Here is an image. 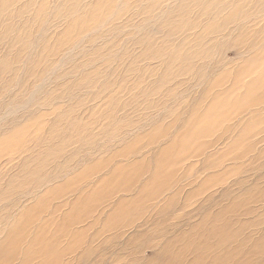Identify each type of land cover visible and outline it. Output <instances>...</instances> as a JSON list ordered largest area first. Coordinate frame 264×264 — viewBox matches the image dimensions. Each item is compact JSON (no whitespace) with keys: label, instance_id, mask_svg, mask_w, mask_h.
Here are the masks:
<instances>
[{"label":"rangeland","instance_id":"1","mask_svg":"<svg viewBox=\"0 0 264 264\" xmlns=\"http://www.w3.org/2000/svg\"><path fill=\"white\" fill-rule=\"evenodd\" d=\"M0 201V264H264V0H0Z\"/></svg>","mask_w":264,"mask_h":264},{"label":"bare ground","instance_id":"2","mask_svg":"<svg viewBox=\"0 0 264 264\" xmlns=\"http://www.w3.org/2000/svg\"><path fill=\"white\" fill-rule=\"evenodd\" d=\"M245 1V0H244ZM260 6V4H258ZM223 8V7H222ZM228 6L226 7V9ZM224 9V10H226ZM237 10H234V12ZM238 43V42H237ZM235 43V46L236 44ZM2 140V139H1ZM103 146L100 148V151H103ZM59 173V172H58ZM54 175V174H53ZM47 177L44 176L43 179H46ZM11 184V183H10ZM9 184V185H10ZM1 202V201H0ZM35 208V207H34ZM6 208L0 209V216L3 214ZM6 219L2 220V224H4ZM1 222V221H0ZM17 229L15 230V228ZM23 236V228L21 229L20 226L16 225L9 229L8 233L6 234L4 240L0 243V258L4 259L6 261H9L15 254L16 250L12 249L15 245H18V243L21 241V237ZM21 243V242H20ZM17 247V246H15ZM3 249V250H2Z\"/></svg>","mask_w":264,"mask_h":264}]
</instances>
